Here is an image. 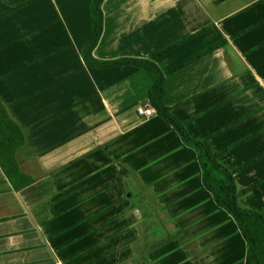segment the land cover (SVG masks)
I'll return each mask as SVG.
<instances>
[{
  "label": "crops",
  "instance_id": "1",
  "mask_svg": "<svg viewBox=\"0 0 264 264\" xmlns=\"http://www.w3.org/2000/svg\"><path fill=\"white\" fill-rule=\"evenodd\" d=\"M91 0H0V101L24 136L0 168V264H249L196 152L133 64L91 65ZM91 57L153 62L163 104L264 208V0H104ZM163 234H162V230Z\"/></svg>",
  "mask_w": 264,
  "mask_h": 264
},
{
  "label": "trees",
  "instance_id": "2",
  "mask_svg": "<svg viewBox=\"0 0 264 264\" xmlns=\"http://www.w3.org/2000/svg\"><path fill=\"white\" fill-rule=\"evenodd\" d=\"M104 0H91L89 11L91 15V35L84 50L85 59L91 65L123 66L133 64L142 68L153 80L148 92V102L168 125L179 135L182 142L192 148L202 171V182L214 201L224 209L237 224L247 243V261L249 264H264V208L253 210L239 205L240 193L237 191L234 172L220 161V152L215 151L209 139H195L189 135L186 125L180 122L169 107L163 104L164 76L158 67L148 60L123 59L110 62H97L91 53L96 46L103 30ZM24 143L20 128L13 122L0 101V168L19 191L34 183L31 177L25 175L19 167L16 151Z\"/></svg>",
  "mask_w": 264,
  "mask_h": 264
},
{
  "label": "built area",
  "instance_id": "3",
  "mask_svg": "<svg viewBox=\"0 0 264 264\" xmlns=\"http://www.w3.org/2000/svg\"><path fill=\"white\" fill-rule=\"evenodd\" d=\"M137 112L140 116L149 118L152 117L156 111L150 104H144L137 108Z\"/></svg>",
  "mask_w": 264,
  "mask_h": 264
},
{
  "label": "rangeland",
  "instance_id": "4",
  "mask_svg": "<svg viewBox=\"0 0 264 264\" xmlns=\"http://www.w3.org/2000/svg\"><path fill=\"white\" fill-rule=\"evenodd\" d=\"M162 230V229H161ZM162 234H163V230H162Z\"/></svg>",
  "mask_w": 264,
  "mask_h": 264
}]
</instances>
